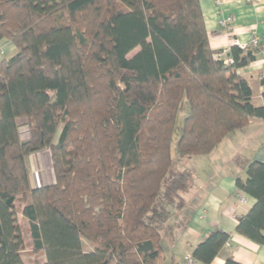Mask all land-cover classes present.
<instances>
[{"label": "trees", "instance_id": "obj_1", "mask_svg": "<svg viewBox=\"0 0 264 264\" xmlns=\"http://www.w3.org/2000/svg\"><path fill=\"white\" fill-rule=\"evenodd\" d=\"M3 39L16 52L0 59V264H26L20 194L43 264L165 263L192 184L175 155H209L264 120L238 72L259 50L215 59L200 0H0ZM44 149L54 180L34 185L30 156ZM235 182L255 199L236 231L264 244V161ZM230 238L212 229L194 264H212Z\"/></svg>", "mask_w": 264, "mask_h": 264}, {"label": "crops", "instance_id": "obj_2", "mask_svg": "<svg viewBox=\"0 0 264 264\" xmlns=\"http://www.w3.org/2000/svg\"><path fill=\"white\" fill-rule=\"evenodd\" d=\"M200 2L213 49L230 48L234 37L247 41L251 33L257 30L263 52L253 63L238 69V72L249 79L253 87V101L259 100L264 104V86L261 84L264 77V0ZM228 16L234 17L233 32H226L220 24V19ZM15 52L12 42L0 40V59ZM207 156L189 158L194 164L185 170L192 174V184L185 194L186 204L180 211V216L187 223L184 231L177 233L175 242L166 246L165 263L175 262L180 254L184 260L185 255L192 253L194 247L212 229L219 227L228 231L231 238L212 264H224L227 255H232L243 264H264V244H258L236 231L237 216L246 214L254 205L255 199L240 192L235 182L236 177L245 176L249 161H264V120L253 119L246 128L236 131V152L227 161L200 165L202 159H205L202 157ZM31 157L32 155L30 165ZM32 182L36 184L34 178ZM242 195L245 196V201L240 203Z\"/></svg>", "mask_w": 264, "mask_h": 264}, {"label": "rangeland", "instance_id": "obj_3", "mask_svg": "<svg viewBox=\"0 0 264 264\" xmlns=\"http://www.w3.org/2000/svg\"><path fill=\"white\" fill-rule=\"evenodd\" d=\"M138 50L139 48L134 49L129 54V56H132ZM12 55H7V57H10ZM255 104L260 105L261 102L259 100H256ZM21 133H22L23 139H26L27 137L30 136L26 128H23ZM234 152H236V132H233L227 135L222 140V142L219 144V146L211 153L213 154L212 156L206 155L207 157H202L205 159H202V162L200 163V165L201 164H214L216 162L217 163L225 162L231 157V155ZM175 159H176V168H180L183 170L188 169V167L194 164L190 161L189 158L180 159L175 155ZM214 159H216V161H213ZM185 171H188V170H185ZM31 176L35 180V183H36L35 185L49 184L54 180L50 149H44L42 151L32 154ZM15 205L18 210V220L22 227V233H23L24 241H25L24 251H23L24 261L26 264H43L45 261V257L41 253L34 251L33 241L31 238L30 231H29L30 225H29L28 220L23 216V213H22L24 205H25L22 194L18 195ZM183 222L185 223L184 218L182 216H178V220L176 224L177 226H179V229L181 230L184 228ZM83 243H84L85 250L89 251L93 249V245L89 242V240L84 239ZM175 262H177L178 264H185V261L183 260L181 254L176 257ZM163 264H166V263H163Z\"/></svg>", "mask_w": 264, "mask_h": 264}, {"label": "built area", "instance_id": "obj_4", "mask_svg": "<svg viewBox=\"0 0 264 264\" xmlns=\"http://www.w3.org/2000/svg\"><path fill=\"white\" fill-rule=\"evenodd\" d=\"M233 21H234V17L228 16L226 18H221L220 24L222 25V28L226 32H233L234 31ZM234 45L239 46L242 49L256 48L259 50V54H261L263 52L261 40H260V37H259L256 29L251 33V36H250L249 40H247V41H243L240 38H236V37L232 38L231 39V47ZM230 48H223V49L216 51L214 53V58L217 60H224V62L227 64L232 63L233 59L229 55ZM263 66H264V62H263ZM244 201H245V196L242 195L240 197V203H243ZM184 259L186 261V264H194L195 263L191 254H187Z\"/></svg>", "mask_w": 264, "mask_h": 264}]
</instances>
